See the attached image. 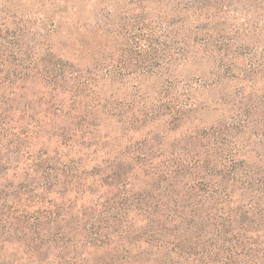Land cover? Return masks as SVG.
Returning a JSON list of instances; mask_svg holds the SVG:
<instances>
[{"label":"rangeland","instance_id":"1","mask_svg":"<svg viewBox=\"0 0 264 264\" xmlns=\"http://www.w3.org/2000/svg\"><path fill=\"white\" fill-rule=\"evenodd\" d=\"M65 1H0L7 6L0 22L6 20L9 34L17 31L18 47L31 62L26 78L6 86V95L12 92L13 122L28 137L17 139L26 155L19 160L16 179L10 177L13 172L8 178L0 177V200L8 198L21 209L31 206L14 200L9 184L15 187L24 180L27 169L34 168L30 165H35V157L56 167H72L82 175L84 193L76 194L75 189L69 196L74 213L105 198L109 186L103 176L119 170V164L129 167L133 191L146 194L152 187V174L163 168L165 180L164 172L176 166L194 137L200 120L194 112L183 116L180 110L193 108L188 104L196 98L203 108L194 115L209 126L236 116L240 104L253 136L250 148H264V0H209L224 10L223 18L211 26L238 31L237 39L246 48L237 62L242 69L240 79L218 78L211 90L199 87V76L215 80L209 74L216 66L209 69L208 62L200 60L201 54L192 55L196 50L191 32L194 25L205 21L188 16L181 29L183 0ZM185 39L191 50L187 60L178 54ZM110 58L117 65L118 72L110 74L115 83L98 82ZM95 66L97 82L91 85L83 84L84 75L79 80L68 75L74 69ZM172 69L179 85L167 89ZM185 83L196 98L183 94ZM159 101L161 111L153 112ZM31 155L32 164L25 163ZM144 156H148L145 162ZM114 186H110L111 194L117 193ZM164 188L163 182V196ZM28 213H33L31 208ZM17 216L5 225L0 223V264H96L102 255L79 243L76 252L70 251L66 258L58 248L40 246L34 240V229L23 231ZM146 249L136 245L133 260L142 262L140 254ZM151 253L163 264V251ZM73 256L78 258L72 260Z\"/></svg>","mask_w":264,"mask_h":264},{"label":"trees","instance_id":"2","mask_svg":"<svg viewBox=\"0 0 264 264\" xmlns=\"http://www.w3.org/2000/svg\"><path fill=\"white\" fill-rule=\"evenodd\" d=\"M183 2L179 8L183 16L181 29L186 26L188 16L205 21L204 25H194L191 32L195 36L196 50L192 55L201 54L200 60L208 62L209 69L216 66L209 74L216 79L210 81L208 76L200 74L199 87L211 90L218 78L240 79L242 69L237 62L246 48L237 39L238 31L211 26L223 18V8L210 4L209 0ZM6 7L0 2V15L3 16ZM18 21L21 18L13 23ZM5 23L6 20L0 22V151L4 152L0 156V177L8 178L13 172L9 176L15 180L21 166L19 160L26 155L17 139L28 137V133L25 129L18 130L13 122V104L9 99L12 92L7 96L6 86H13L18 78H26L31 62L29 55L18 47L17 31L9 34L11 28ZM189 52L185 39L178 52L180 59L187 60ZM105 67L102 80L96 79L97 66L74 69L68 75L77 80L84 75L86 86L96 80L115 83L110 74L117 65L111 59ZM60 74L64 76L63 72ZM170 76L172 81L167 89L179 85L174 69ZM185 84L183 94L196 98L192 96V87ZM110 97L112 95L107 98L109 101ZM159 97H163V88ZM199 100L190 102L188 105L193 108H182L180 113L183 116L195 114L203 108ZM161 109L159 101L153 112ZM237 110L236 116L219 119L210 126L192 114L200 120L194 137L183 148L176 166L164 172L165 180L163 168L158 167L152 174V187L145 190L146 194L133 191L128 180L129 167L119 164V170L103 176L109 186L105 198L80 207L76 213L69 196L75 189L76 194L84 193L82 175L72 167H56L31 155L25 163L32 164L29 160L34 158L35 165H30L34 168L27 169L29 174L17 186L9 184L13 191L10 196L31 206L21 209L19 203L16 206L8 202V198L0 200V223L5 225L18 215L22 230L32 231L33 228L34 240L40 246L58 248L67 258L70 251L76 252L79 243H83L84 248L101 252L96 264H161L151 257V250L163 251V264H264V148H250L253 136L247 119L240 113V104ZM147 157L144 156V162ZM29 175L34 178L30 179ZM111 185L117 188L116 194H111ZM27 207L32 209V214ZM138 244L147 248L140 254L142 262L133 260Z\"/></svg>","mask_w":264,"mask_h":264}]
</instances>
